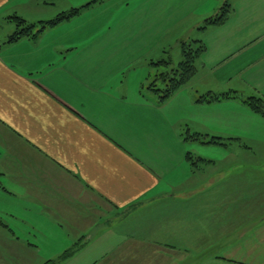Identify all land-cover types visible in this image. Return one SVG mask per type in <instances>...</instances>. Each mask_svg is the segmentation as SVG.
<instances>
[{
	"label": "crops",
	"instance_id": "obj_1",
	"mask_svg": "<svg viewBox=\"0 0 264 264\" xmlns=\"http://www.w3.org/2000/svg\"><path fill=\"white\" fill-rule=\"evenodd\" d=\"M166 7L0 0V217L56 248L111 236L93 264H264V116L246 104L264 106V0H179L175 57ZM76 9L9 43L10 18L37 26ZM185 43L204 51L161 101L151 88L180 75Z\"/></svg>",
	"mask_w": 264,
	"mask_h": 264
},
{
	"label": "rangeland",
	"instance_id": "obj_2",
	"mask_svg": "<svg viewBox=\"0 0 264 264\" xmlns=\"http://www.w3.org/2000/svg\"><path fill=\"white\" fill-rule=\"evenodd\" d=\"M179 4V0H167V24L166 23V40L167 42L172 41L173 50H167L168 55L175 57L179 54L181 44L176 46L174 43L175 39L178 38L179 34L185 31V24L188 21L174 20V8ZM181 7V6H180ZM185 6L182 7V9ZM12 31V30H11ZM191 41L195 38L191 37ZM189 44V43H185ZM171 44H167L169 46ZM179 47V48H178ZM190 150L199 151L202 155H205V149L198 144L190 143L188 146ZM212 148H218L217 146ZM203 150V151H202ZM202 151V152H201ZM0 221L4 226H0L3 243L5 248L0 247V264H44L46 261L51 260V264H93L96 261L101 260L106 252L111 250L109 248L114 239L111 236H106L104 243L101 245L102 248H56L50 246L47 242V238L40 236L36 231L27 229L23 225H18V229L14 230V222L10 218L3 216L0 217ZM9 225L11 231L4 230L5 226ZM122 226L111 228L114 234H119L117 231H122ZM11 232L14 234H11ZM60 239V238H58ZM29 244L36 246L33 248ZM17 247V248H16ZM62 256H65L62 259Z\"/></svg>",
	"mask_w": 264,
	"mask_h": 264
},
{
	"label": "trees",
	"instance_id": "obj_3",
	"mask_svg": "<svg viewBox=\"0 0 264 264\" xmlns=\"http://www.w3.org/2000/svg\"><path fill=\"white\" fill-rule=\"evenodd\" d=\"M80 10H71L68 13H63L57 16L54 20L44 23H39L37 26L26 24L23 20L13 17L10 18V21L14 23L16 31L10 37L9 43H14L19 39H36L46 28L54 27L63 21L69 20L76 16ZM231 13L230 8L228 6L222 7L220 13L217 17L207 20V25H220L224 23L229 14ZM194 43V42H193ZM200 44V43H198ZM192 44H183L182 46V54H183V62L181 63V72L180 75L176 79H169L166 89L159 91L157 89L151 90L159 96L161 101L168 99L172 94H174L177 90H179L182 86L186 85L191 75L193 74V64L195 59H197L204 51V47L200 44L197 45V48H193ZM163 79V77H162ZM247 106L255 113L264 116V106L261 100L251 98L246 101ZM65 256H62V259ZM47 264H51V262H47Z\"/></svg>",
	"mask_w": 264,
	"mask_h": 264
}]
</instances>
